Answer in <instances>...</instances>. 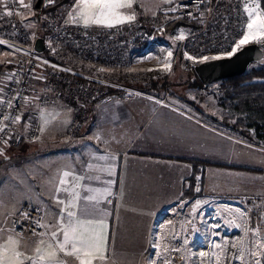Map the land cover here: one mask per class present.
I'll return each mask as SVG.
<instances>
[{"label": "crops", "instance_id": "1", "mask_svg": "<svg viewBox=\"0 0 264 264\" xmlns=\"http://www.w3.org/2000/svg\"><path fill=\"white\" fill-rule=\"evenodd\" d=\"M166 2L152 0L150 5ZM211 86L199 93H141L82 104L87 113L70 106L78 119L82 118L73 128L65 109L45 112L32 103L36 98L32 94L25 109L32 110L30 119L38 121L41 141L10 144L2 150L0 232H8L1 236L19 240L20 249L34 256L40 240L50 241L52 232H60L61 224L67 227L82 220L92 232L102 222L113 257L106 264H140L147 248L160 243L158 239L167 228L158 229L164 213L189 199L187 182L201 169L191 161L208 163L207 150L223 148L217 145L216 138L222 137L217 121L208 122L209 115L218 117L221 108L217 104L222 101ZM93 98L89 94L86 100ZM29 202L44 209L47 236L33 239L1 230L5 217ZM74 202L77 207H70ZM68 211L75 212V218L68 217ZM59 239H63L62 233ZM130 252L134 254L128 256ZM64 259L66 264H78L72 257Z\"/></svg>", "mask_w": 264, "mask_h": 264}, {"label": "rangeland", "instance_id": "2", "mask_svg": "<svg viewBox=\"0 0 264 264\" xmlns=\"http://www.w3.org/2000/svg\"><path fill=\"white\" fill-rule=\"evenodd\" d=\"M151 1L152 0H133L132 9L125 8L120 10L123 15H135V20L131 22L116 24L113 27L95 24L85 27L81 20L77 19L76 22H73L71 19V17L77 15V12L73 11L76 0H71L70 4L64 5L58 12L51 15L48 11L56 2V0H53V4L44 10L46 15L45 21L39 18L37 11L41 4L39 8H37L38 3H36V0H24V5H28V7L24 6L23 12L17 15L13 20H10V17L6 15L7 10H4L3 0H0V41H4V43L0 44V65L4 67L15 65L27 50L34 47L37 39L40 38L41 35H44V31H48V36L50 35L52 32V25L91 34L102 33V31L117 27H127L128 30L132 28L133 30H139L136 34L139 37L137 38L138 41L135 45V49L132 52L128 49L122 50V53L127 54L126 60L122 62L123 64L114 66L110 58H107L108 60L106 61L101 60L103 63L98 59L101 55H112V57L114 56V58L119 59L118 53L120 49L117 47H110L109 51L101 47V52L95 57H90L87 53L82 54L73 49L74 52L72 51L73 55L71 54L70 61L72 67L76 70H68V72L73 75H79L88 81L111 87L112 89L125 86L124 88L131 87L139 93H144L141 91V88L143 89L145 86L152 88L155 84H167L166 89H150L148 93L166 95V92H168V94L171 93L170 95H183L199 93L200 90L191 88L188 80H181H184V78L190 79L193 75V68L199 63L205 62L203 59L204 57H208V60H213L212 57L226 58L232 56L246 45L264 43V40L251 41L241 46L238 50L233 51L239 40L246 34V30L243 34H235V42L230 45V48L223 52H216L210 55L206 54L199 50L200 46H198V43L204 41L203 38L197 40L196 46L188 42L192 34L202 26L201 23H195L191 20L180 19L178 17L175 19L167 18L162 13L164 7L174 6L177 3L187 0H168V2L158 7L151 6ZM154 1L164 2L165 0ZM213 2L215 7L218 6L216 8L217 12L222 9L226 12L231 11L236 16V19L242 21L240 23L238 22L239 25L244 22H246L247 25L248 15L244 10L245 5L259 3V0H213ZM142 3H144V5H141ZM137 8L140 11H138ZM139 16L147 20L150 19L151 21L143 22L144 25H142L138 21ZM175 23L179 24V26L170 27V25ZM181 34H183V39L179 38ZM206 46H208V44H206ZM169 52L172 53L170 57L168 56ZM41 57L37 75L30 91L31 93L25 103L24 111H22L21 128L26 131L31 123H37L39 125L37 120L33 121V119H30V113H32L30 111L32 110L28 108L26 111L25 109L28 102L31 100L30 97L32 94L36 95L32 103L38 106V108L41 107L45 112L48 109H65L66 119L70 120L72 118L71 128L81 124L82 118L79 120L78 118L80 116L77 117L74 108L70 107L71 105L66 103L64 99H61L60 94L55 91L52 78L53 75H56L55 72L67 70L62 66L53 65L48 62L43 55ZM187 57H192V59H188ZM168 64L171 65L170 69L166 68ZM257 67V64H254L250 68ZM101 69H103V71H101ZM76 71H78V74H76ZM149 74H153V81H141L145 78H151L148 77ZM56 77H58V75H56ZM123 81L127 82L125 83ZM5 84V76L0 75V91L4 89ZM210 89L218 91V94L221 95L220 97L218 96L219 100H222L220 104H217V107L221 108L220 111L217 110L218 117L214 118V116L209 115L208 122L216 124L217 121L216 125L218 131L221 129L222 132V137L218 136L216 138L217 145L221 144L223 148L221 150L216 148L215 150H207L209 154L208 164L212 166H206V168L202 167L195 173L191 181L189 183L187 182V188L190 187V202L186 209L183 206L174 207L168 211L169 213L167 215L160 216L161 219L158 222V229L166 226L167 228L163 234L160 235L161 239H158L160 243L158 244L155 242V244L148 247L149 249L147 248L148 252L140 264H200L201 261L203 262L204 255L202 257L199 255L198 252L200 251H198V247L199 245L202 246L206 240L207 227L204 221L205 217L208 216L212 209L219 212L224 225L233 235L231 237L228 235H217L213 239H210L207 249L208 254L216 260L217 256L220 255L222 264H227L228 257L234 256V260L231 264H240L239 259L236 257L242 253L244 259L249 258L250 263L253 264V261L257 259V257L252 256L250 253L261 251L260 259L262 262L264 261V251L256 246L254 232L252 231L257 227L259 228L260 234L258 238L261 241V238L264 237V139L259 140L257 138L254 132L255 128L249 129V137H245L239 131L236 132L233 130L232 125L238 122V116H236L234 112L236 110L233 112L232 110L225 112L224 110L226 108L222 105L223 100L224 102L227 98L229 100L227 95L230 94V91L232 92L233 87L229 86L227 83L223 85L222 82L219 81L213 84ZM88 91L90 92V89H87V92ZM255 118L256 113L252 115L251 120ZM220 124L222 128H220ZM213 162L218 163V165L250 167L261 170L262 172L249 173L219 168L215 167L213 165L215 163ZM200 170L202 172H200ZM195 177H200L199 181H196ZM180 203L181 201L177 205ZM27 204L35 203L29 202ZM197 205H199V207H196ZM228 205H232V207L227 208ZM235 206L238 207L239 210H242L241 212H243V210L245 211V218L242 216L235 217ZM195 208L197 209L196 211ZM176 210L183 213V220L182 218L178 219L179 223L182 220V226L179 230L181 240H177L175 237L177 229L174 224L176 219L173 217V212ZM14 213L15 212L10 213L5 217L1 230L8 228L10 233H14L11 231V221ZM236 223L240 227L238 233ZM245 223H248L249 226L247 236H245L244 231ZM7 232H0V236L6 235ZM14 234L17 235L16 233ZM230 240L235 247L231 245L226 246V243ZM240 241H244V243L241 244ZM216 245H220V247L218 248ZM111 248L112 247H107L108 261L113 258L111 256ZM117 251H119V249H117ZM222 251L223 254L221 255ZM121 253L120 256H122ZM133 254V252H130L128 256H132ZM136 256H140V253ZM108 261L107 264H129L120 261ZM206 264L212 263L206 262Z\"/></svg>", "mask_w": 264, "mask_h": 264}, {"label": "built area", "instance_id": "3", "mask_svg": "<svg viewBox=\"0 0 264 264\" xmlns=\"http://www.w3.org/2000/svg\"><path fill=\"white\" fill-rule=\"evenodd\" d=\"M5 2L7 3V8L4 7ZM40 4L41 6L37 12L40 20L45 21L46 15L44 10L52 5L53 2L49 3V0H40ZM217 7H215L213 0H187L177 3L174 6L164 7L162 13L167 18L175 19L178 17L180 19L191 20L195 23H201L202 26L192 34L188 42L196 46L197 40L203 38L204 41L198 43V46H200L199 50L210 55L216 52H223L230 48V45L235 42V34H243L247 30L246 22L239 25L242 21L236 19L233 12H226L223 9L217 12ZM3 8L4 10L12 11L13 15L9 17L10 20H13L17 15L23 12L24 4H20L19 0H3ZM138 37L139 36L135 33H127L125 31L109 30L102 31V33L98 34H91L52 25V32L47 41H45V51L55 55L63 47H69L82 54L87 53L90 57H95L101 52V47L108 51L110 47H117L120 49V53L118 54L119 59L114 58V56L112 57V55H107L108 57L106 55H101V57L98 58L100 61H106L108 60L107 58H110L113 65L116 66L117 64H123L122 62L127 58V54L122 53V50L128 49L132 52L135 49ZM206 44H208V46H206ZM42 54L38 53L34 47L27 50V52L15 63L13 69L7 75H4L6 84L4 89L0 91V99L6 102L11 100L12 106H0V123L8 125L4 132H0V150H3L10 143L14 145H35L41 141L40 128L37 123H31L25 131L21 128V122L22 110L28 100L35 81ZM76 74L78 73L76 72ZM124 87L125 86L116 88L120 93L118 96L121 97H117L116 95L112 98L104 99L103 101L133 98L141 94L137 90ZM4 114L13 118L19 116L20 122L13 123L11 119L3 121L2 115ZM5 141H7V143H5ZM199 179L200 177H195L196 181H199ZM185 202L190 201L186 199L181 201L180 204ZM44 221V209L39 205L26 203L14 213L11 221V231L19 236L33 239L46 237L47 229L45 228ZM41 225H43V227H41ZM6 229L8 230V228ZM257 259L260 260V264H263L260 258ZM257 259L253 261V264H256ZM239 263L251 264L249 258L243 259V261L239 259Z\"/></svg>", "mask_w": 264, "mask_h": 264}, {"label": "snow or ice", "instance_id": "4", "mask_svg": "<svg viewBox=\"0 0 264 264\" xmlns=\"http://www.w3.org/2000/svg\"><path fill=\"white\" fill-rule=\"evenodd\" d=\"M51 2L52 0H49V3ZM19 3L23 5L24 0H19ZM24 6L28 7V5ZM4 7L7 8L6 2L4 3ZM125 8L132 9L133 0H76L73 11L77 12V15L71 17V19L73 22H76L77 19L81 20L85 27L91 24L113 27L116 24L135 20L134 14L123 15L121 13L120 10ZM244 10L248 15L247 31L236 44L233 51L238 50L241 46L251 41L264 40V11L260 10L259 3L246 4ZM6 15L12 16L13 13L12 11H7ZM179 38L183 39V34ZM2 43L4 41H0V44ZM171 55L172 53L169 52L168 56L170 57ZM187 58L192 59V57ZM203 59L206 61L209 58L204 57ZM212 59H220V57H212ZM170 67V64L166 65V68L170 69ZM4 105L11 107V100L6 102L0 99V106ZM10 119L13 123L20 122L19 116L13 118L7 114L2 115L3 121ZM7 127V124L0 123V132H4ZM0 155H3L2 150H0ZM65 175L68 174L65 173ZM89 199L94 198L89 197ZM70 207L76 208L77 204L74 202ZM67 215L68 217L75 218L76 213L68 211ZM60 219L63 220V217ZM87 223L91 224L92 221H87ZM103 228L104 225L101 222L97 225L98 230L89 232L85 227V221L82 220H75L74 223H70L67 227L61 224L60 232H52L50 241L40 240L38 246L34 249V256H28L20 249L19 240L11 236H0V264H26V261H31L32 264H66L64 257H72L78 264H96L97 261L100 264H106L107 243L103 235ZM252 231L255 235L259 236L258 227ZM60 233L63 234L62 240L59 239ZM247 235L248 231L246 230L245 236ZM261 241H264V237L261 238ZM240 243L243 244L244 241H240ZM256 246L264 251V242H257ZM216 247L219 248L220 245H216ZM250 254L254 257L261 256V252L259 251H254ZM220 258V255H218L217 260H220ZM236 258L243 261L244 256L241 253ZM256 264H260L259 259L256 260Z\"/></svg>", "mask_w": 264, "mask_h": 264}, {"label": "trees", "instance_id": "5", "mask_svg": "<svg viewBox=\"0 0 264 264\" xmlns=\"http://www.w3.org/2000/svg\"><path fill=\"white\" fill-rule=\"evenodd\" d=\"M39 0H36V3H38ZM71 0H56L55 4L50 8L48 13L50 12L51 15L58 12L60 8H62L64 5L70 4ZM259 6L262 11H264V0H259ZM138 11H140L137 8ZM139 23L142 25L143 22L151 21L150 19H145L143 17L139 16L138 19ZM140 25V24H139ZM134 26V25H132ZM179 26V24L175 23L173 25H170V27H176ZM127 31V33H135L137 34L139 30L133 28L131 30H128L127 27H117L114 29H107V31ZM48 31H44V35H41L40 38L47 41L48 38ZM39 39V38H38ZM73 49L69 47H63L60 49L55 55L49 53L48 51H45L42 55L45 57V59L52 63L53 65H59L67 70L75 71L72 67L70 58ZM74 52V51H73ZM120 53V52H119ZM118 53V54H119ZM257 68H249L248 71L240 76L233 79H228L225 81H222V84H229V86L233 87L232 92L230 91V94L227 95L229 97L226 99V101L222 105L225 106V112H228L234 110L236 116H238V122L234 125H232L233 130L236 132L242 133L245 137H249L251 128H255V134L257 138L260 140L264 139V63L263 64H257ZM14 65H10L8 67H4L0 65V75H7L12 69ZM78 73V71H76ZM56 75H53V82L55 86V91L60 94V98L64 99L68 104H70L72 107L76 108V110L80 111H86L87 110L82 107L83 105L89 104H98L104 99L112 98L117 95V97L120 95L119 91L116 89H112L111 87L104 86L102 84L91 82L86 80L85 78L79 76V75H73L72 73H69L68 71H61V72H55ZM193 75L190 79L184 78V80L181 81H187L190 83L191 88L195 90H203L205 88L204 84L201 82L199 77L197 76L195 72V68H193L192 71ZM154 74V73H153ZM153 74H149L148 77L151 78H145L141 81H153L152 77ZM132 81V80H129ZM127 82V81H123ZM166 85H158L155 84L154 87H144L141 88V91L144 93H148L150 89H166ZM74 86V87H72ZM131 88V87H127ZM87 89H90V92H87ZM133 89V88H131ZM135 90V89H134ZM168 94V92H166ZM89 94L93 95L94 98L92 101H87V96ZM171 94V93H169ZM85 113V114H86ZM256 113V118L251 120L252 115ZM228 119V118H227ZM12 145H14L12 143ZM27 144H20L16 146H22ZM191 163H195L197 167H204L206 166H212L208 163H200L199 161H191ZM215 167L219 168H226L231 169L234 171H244L249 173L254 172H262L261 170H257L250 167H240V166H229V165H222V164H213ZM199 169H197L198 171ZM200 172H202L200 170ZM264 264V261H263Z\"/></svg>", "mask_w": 264, "mask_h": 264}, {"label": "water", "instance_id": "6", "mask_svg": "<svg viewBox=\"0 0 264 264\" xmlns=\"http://www.w3.org/2000/svg\"><path fill=\"white\" fill-rule=\"evenodd\" d=\"M39 5L40 1H38L37 8H39ZM34 48L38 53H44L45 40L42 38L37 39ZM263 63L264 43H254L242 47L230 57L199 63L195 66V72L201 82L205 86H209L219 81L240 77L244 75L252 65Z\"/></svg>", "mask_w": 264, "mask_h": 264}, {"label": "bare ground", "instance_id": "7", "mask_svg": "<svg viewBox=\"0 0 264 264\" xmlns=\"http://www.w3.org/2000/svg\"><path fill=\"white\" fill-rule=\"evenodd\" d=\"M188 203L189 202H185V203H183V204H179V205H176L175 207H181V206H183L185 209L187 208V205H188ZM196 207H199V205H197ZM231 208L232 207V205H228L227 206V208ZM234 207V206H233ZM236 207V206H235ZM197 209L195 208V211H196ZM242 210H239V208L238 207H236V211H235V217H243V218H245L246 217V213H245V211L243 210V212H241ZM169 212L167 211L164 215H167ZM173 217L176 219L175 220V222H174V224H175V226H176V229H177V231H176V233H175V237L177 238V240L178 239H180V233H179V230H180V228H181V226H182V220H183V213L182 212H180L179 210H176L175 212H173ZM179 218H182V220L180 221V223H179V221H178V219ZM192 219V218H191ZM234 220H236V219H234ZM178 221V222H177ZM179 223V224H178ZM190 223H191V220H190ZM204 223L206 224V227H207V229H206V240L204 241V243H203V245L201 246V245H199V247H198V251H200V252H198L199 253V255L202 257L203 255H204V257H203V262L201 261L200 262V264H206V262L207 263H212V264H222V258H220V260H216L215 258H212L209 254H208V251H207V249H208V245H209V241H210V239H213L214 237H216L217 235H219V236H226V235H228V236H232L233 235V233H230L229 231H228V229L226 228V226L224 225V223H223V221H222V219H221V215L219 214V212H217V211H215V210H211L210 212H209V214H208V216L207 217H205V221H204ZM177 224H178V227H177ZM236 225H237V223H236ZM248 223H245V225H244V231H248L249 229H248ZM238 228V231H237V233L239 232V230H240V227H237ZM224 238V237H223ZM254 238H255V242H256V244H257V242H261L260 240H259V238H258V236L257 235H255L254 234ZM204 239H205V237H204ZM181 240V239H180ZM177 243V242H176ZM180 243H181V241H180ZM202 244V243H201ZM227 245H231V246H233L234 247V245H233V242L230 240V241H228L227 243H226V246ZM184 249V248H183ZM203 249V250H202ZM261 252V251H260ZM232 253V252H231ZM232 254H234V253H232ZM229 256V255H228ZM201 257H200V259H201ZM180 258V257H179ZM179 258H177V259H179ZM257 258H260V257H257ZM198 259H199V257H198ZM176 260V259H175ZM234 260V256H229L228 257V259H227V261H228V263L227 264H231V262ZM198 261H200V260H198Z\"/></svg>", "mask_w": 264, "mask_h": 264}]
</instances>
